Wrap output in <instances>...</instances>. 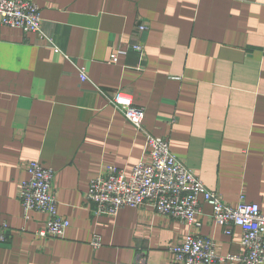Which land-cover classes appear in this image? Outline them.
Listing matches in <instances>:
<instances>
[{"label":"crops","instance_id":"crops-1","mask_svg":"<svg viewBox=\"0 0 264 264\" xmlns=\"http://www.w3.org/2000/svg\"><path fill=\"white\" fill-rule=\"evenodd\" d=\"M29 1L52 44L0 25V222L10 226L0 264H137L140 254L173 264L171 249L196 233L216 242V264H240L226 259L244 254L242 230L227 236L208 204L198 232L149 206L97 216L86 195L106 168L129 177L149 161L153 136L226 204L264 213V0ZM133 44L144 55L109 64ZM118 91L145 110L142 130L110 104ZM32 161L55 172L58 214L70 222L63 239L34 235L45 214L24 218Z\"/></svg>","mask_w":264,"mask_h":264},{"label":"built area","instance_id":"built-area-1","mask_svg":"<svg viewBox=\"0 0 264 264\" xmlns=\"http://www.w3.org/2000/svg\"><path fill=\"white\" fill-rule=\"evenodd\" d=\"M0 25L36 34L40 39H48L42 28L41 9L29 0H0ZM139 31H148L141 26ZM52 44V40L48 39ZM135 51L144 55L142 44H133L128 50L118 48L109 64L120 63L122 55ZM83 82L88 80L86 68H79ZM109 102L137 129L142 130L146 112L135 105L132 96L116 92ZM146 155L127 177L123 171L110 166L94 178L89 186L86 201L97 216L115 217L125 208L152 207L158 214L189 225L198 232L202 222L197 219L202 205L212 208V219L224 229L227 236L236 228L242 230V256H230L226 260L240 264H264V213L259 205L241 202L237 207L226 204L218 192L208 190L171 152L170 143L164 138L147 137ZM28 178L22 183L19 200L25 220L33 212L47 216L46 227L34 233L44 239H63L70 226L69 220L59 216L58 200L53 188L55 172L38 161L27 165ZM10 226L0 222V240H7ZM92 245L99 248L102 239L95 236ZM216 242L200 233L189 235L186 240L171 249L173 264H216ZM145 255L140 254L137 264H146Z\"/></svg>","mask_w":264,"mask_h":264}]
</instances>
